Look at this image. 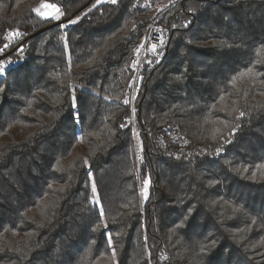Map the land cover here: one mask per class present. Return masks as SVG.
I'll return each mask as SVG.
<instances>
[{"label": "trees", "instance_id": "trees-1", "mask_svg": "<svg viewBox=\"0 0 264 264\" xmlns=\"http://www.w3.org/2000/svg\"><path fill=\"white\" fill-rule=\"evenodd\" d=\"M98 1L0 0V264H264V0Z\"/></svg>", "mask_w": 264, "mask_h": 264}, {"label": "built area", "instance_id": "built-area-1", "mask_svg": "<svg viewBox=\"0 0 264 264\" xmlns=\"http://www.w3.org/2000/svg\"><path fill=\"white\" fill-rule=\"evenodd\" d=\"M18 38H12V46H5L0 50V68H3V74H0V83L4 82L14 66L17 65L16 58L23 59L25 56L21 50H17L13 47V44H17ZM155 46V50H153ZM167 46V36L163 28L157 23H151L145 33L141 45L138 48V57L135 61V67L137 71V78L134 85V93L137 94L141 88V73L145 66L153 59L162 60ZM137 92V93H136Z\"/></svg>", "mask_w": 264, "mask_h": 264}, {"label": "rangeland", "instance_id": "rangeland-1", "mask_svg": "<svg viewBox=\"0 0 264 264\" xmlns=\"http://www.w3.org/2000/svg\"><path fill=\"white\" fill-rule=\"evenodd\" d=\"M118 1V0H117ZM108 2H111V0H99L98 1V4H103V3H108ZM55 8H58L59 9V18H60V16H61V10H60V8L58 7V6H56L55 5ZM38 9H40V11L41 12H49V13H51L53 10L52 9H44V8H41V6L38 8ZM41 16V15H40ZM42 17V16H41ZM44 17V16H43ZM45 18V17H44ZM58 18V19H59ZM45 19H51V16H49L48 18H45ZM55 20H57V19H55ZM137 57H138V50H137V52H136V60H137ZM136 70V69H135ZM136 74H137V71H136ZM136 78H137V76H136ZM135 85V84H134ZM134 87H133V90H132V92L130 93V95L128 96V101H130V102H132V103H134L135 104V101H136V99H137V94H135L134 93ZM135 132L137 133V142H138V148L139 147H141V139H140V132L137 130V129H135ZM96 197H97V194H96Z\"/></svg>", "mask_w": 264, "mask_h": 264}, {"label": "snow or ice", "instance_id": "snow-or-ice-1", "mask_svg": "<svg viewBox=\"0 0 264 264\" xmlns=\"http://www.w3.org/2000/svg\"><path fill=\"white\" fill-rule=\"evenodd\" d=\"M117 2V0H111V3L115 4ZM41 8L44 9H52L53 11L51 13L49 12H41L40 9H35L34 11L37 12L38 15L44 16L45 18H48L49 16H51L52 19H58L59 18V9L55 8L54 5H50V4H42ZM75 22V21H73ZM15 35H19V33H15ZM153 50H155V46H153ZM4 69L0 68V74H3ZM125 103H127V101H125ZM241 115H243V113H241ZM93 191H95V186L93 185Z\"/></svg>", "mask_w": 264, "mask_h": 264}, {"label": "crops", "instance_id": "crops-1", "mask_svg": "<svg viewBox=\"0 0 264 264\" xmlns=\"http://www.w3.org/2000/svg\"><path fill=\"white\" fill-rule=\"evenodd\" d=\"M43 17V16H42ZM44 18V17H43ZM52 19V18H51Z\"/></svg>", "mask_w": 264, "mask_h": 264}]
</instances>
